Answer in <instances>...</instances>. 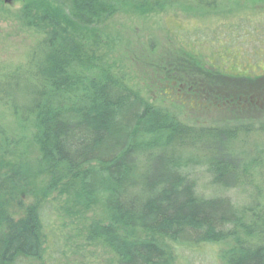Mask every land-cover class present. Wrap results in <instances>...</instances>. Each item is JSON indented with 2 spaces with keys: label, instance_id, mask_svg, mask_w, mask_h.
Returning a JSON list of instances; mask_svg holds the SVG:
<instances>
[{
  "label": "trees",
  "instance_id": "16d2710c",
  "mask_svg": "<svg viewBox=\"0 0 264 264\" xmlns=\"http://www.w3.org/2000/svg\"><path fill=\"white\" fill-rule=\"evenodd\" d=\"M65 1L28 0L22 22L44 37L24 65H0V264L41 260L71 207L101 209L85 242L110 250L115 264H181L205 247L219 264H264V146L240 152L238 164L224 141L264 134V122H185L70 34L73 21L91 26L184 0ZM25 147L35 157L17 162ZM202 169L212 196L198 191Z\"/></svg>",
  "mask_w": 264,
  "mask_h": 264
},
{
  "label": "rangeland",
  "instance_id": "374dc122",
  "mask_svg": "<svg viewBox=\"0 0 264 264\" xmlns=\"http://www.w3.org/2000/svg\"><path fill=\"white\" fill-rule=\"evenodd\" d=\"M27 2L0 0L1 66L24 65L44 37L22 22ZM182 5L150 12L127 9L91 26L73 21L70 34L77 45L115 65L117 74L152 104L171 108L185 122L199 127L258 126L264 122V0H184ZM224 141L226 151L229 143L234 148V155L225 156L240 164V152L264 146V134L239 132L237 139ZM35 154L25 147L17 162L32 161ZM202 171H196L198 191L212 196ZM71 208L55 225L62 235L58 243H52L41 260L24 264H115L110 250L85 242L87 225L100 217L101 209L86 215ZM183 258L181 264H219L217 249L211 247Z\"/></svg>",
  "mask_w": 264,
  "mask_h": 264
}]
</instances>
